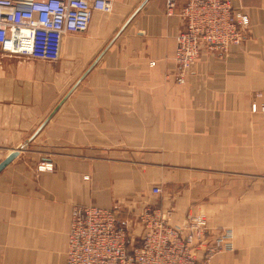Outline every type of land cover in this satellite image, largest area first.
<instances>
[{"label": "crops", "instance_id": "0c3cea01", "mask_svg": "<svg viewBox=\"0 0 264 264\" xmlns=\"http://www.w3.org/2000/svg\"><path fill=\"white\" fill-rule=\"evenodd\" d=\"M166 1L112 0L87 32L66 34L58 60L0 49V162L22 149L0 172V264H64L75 204L119 206L130 244L147 207L179 226L202 214L232 246L197 264H264V114L251 111L264 89V0L236 1L251 39L203 50L183 84L184 22ZM35 153L32 171L15 174Z\"/></svg>", "mask_w": 264, "mask_h": 264}, {"label": "built area", "instance_id": "2783aa9c", "mask_svg": "<svg viewBox=\"0 0 264 264\" xmlns=\"http://www.w3.org/2000/svg\"><path fill=\"white\" fill-rule=\"evenodd\" d=\"M236 1H166L168 15H178L184 22L174 53L181 82L204 49L222 50L245 39L250 18ZM112 10V0H0V49L11 55L58 60L66 34L87 32L95 11ZM251 109L264 113V91L255 93ZM44 165L52 167V163ZM153 192L162 190L155 187ZM119 209L117 205L73 209L66 264H197L200 253L206 261L232 246L231 232L210 235L202 214L190 215L179 226L170 222V211L150 206L139 216L140 246L131 248L127 227L118 219Z\"/></svg>", "mask_w": 264, "mask_h": 264}, {"label": "rangeland", "instance_id": "374dc122", "mask_svg": "<svg viewBox=\"0 0 264 264\" xmlns=\"http://www.w3.org/2000/svg\"><path fill=\"white\" fill-rule=\"evenodd\" d=\"M237 1H240V0H237ZM167 12V11H166ZM168 14V13H167ZM249 16V15H248ZM250 18V17H249ZM252 32V27H251V21H250V26H249V29H248V31H247V35H246V37H245V39L242 41V43L243 42H247L249 39H251V33ZM177 42V41H176ZM241 43V44H242ZM241 44H233V45H241ZM177 45V44H176ZM231 46V45H230ZM229 48V47H228ZM228 48H226V49H222V50H220V49H204V51H209V52H211V51H221V52H226L227 50H228ZM201 54H202V52H201ZM199 60V59H198ZM198 60H197V62H198ZM196 62V63H197ZM176 63V62H175ZM196 65V64H195ZM194 65V66H195ZM193 66V67H194ZM176 67H177V69H176V75H177V81L180 83V84H183L184 82H185V80H186V77L188 76V74L191 72V70H192V68L193 67H191V69H189L186 73H185V76H184V81L183 82H181L180 80H179V73L181 72V70H180V68H179V66L177 65V63H176ZM79 81V80H78ZM257 91H264V89H258V90H255V91H253L252 92V94H251V104H252V102L255 100V93L257 92ZM251 111H252V109H251ZM253 112V111H252ZM254 114H264L263 112H258V113H255V112H253ZM47 154H49V153H47ZM40 154H37V153H35V154H32L30 157H26V166L25 165H23V164H19V165H17V167H16V169H15V174H23L22 175V178H24L25 177V174H27V173H29V172H31L32 170H31V168H32V166L34 165V163L35 162H38L37 160V158H40ZM12 163V162H11ZM44 164H46V163H43V164H39V166H38V170H46V171H52V169H53V165H52V167H49L48 165L46 166V165H44ZM49 168H51V169H49ZM3 171V170H2ZM85 179H87V180H89V177L88 176H86V178ZM23 182V181H22ZM24 183V182H23ZM97 183L98 182H95V189L96 190H98L97 189ZM26 184H28V182H26ZM156 186H154V188L155 187H160L161 188V190L162 189H164V185H157V184H155ZM154 188H153V190H154ZM80 205H82V204H75V206L73 207V209L76 207V206H80ZM73 209H72V212H73ZM121 209V208H120ZM118 210V219H119V221L120 222H122V223H124L125 225H126V227H127V234H128V238L130 239V237H129V235H130V231H129V227H128V224H127V222L126 221H124L125 219H123L122 218V213H121V210ZM72 212H71V215H70V220H69V230H68V237H67V243H66V247H65V249H64V247H63V249L61 250V255H62V261H63V263L64 264H66V253H67V248H68V238H69V232H70V225H71V219H72ZM189 217V216H188ZM188 219V218H187ZM170 222H171V215H170ZM208 222V221H207ZM141 224V226H142V223H140ZM173 224V223H172ZM223 230H226V229H223ZM208 231H209V225H208ZM143 235V227H142V233H141V236ZM140 236V237H141ZM131 248H136V247H139L140 246V243L138 242V241H135L134 243H132V244H130L129 245ZM64 255V256H63Z\"/></svg>", "mask_w": 264, "mask_h": 264}, {"label": "water", "instance_id": "95a60500", "mask_svg": "<svg viewBox=\"0 0 264 264\" xmlns=\"http://www.w3.org/2000/svg\"><path fill=\"white\" fill-rule=\"evenodd\" d=\"M144 4H142L143 6ZM141 6V7H142ZM133 17V16H132ZM131 17V18H132ZM130 18V19H131ZM130 20H128L127 23H129ZM89 70H87L85 72V74H87ZM84 74V75H85ZM84 77V76H83ZM83 77L80 78V80L77 82V84L83 79ZM57 109V108H56ZM51 116V115H50ZM50 116L47 118V120H45V122L42 124V126L40 127V129L38 130V132L45 126V124L47 123V121L50 119ZM37 132V133H38ZM35 136V135H34ZM30 140L26 141V143L22 146V148H25L28 144H29ZM22 149H16V150H13L4 160H2L0 162V172L2 170H4L17 156H19L20 152H21Z\"/></svg>", "mask_w": 264, "mask_h": 264}]
</instances>
